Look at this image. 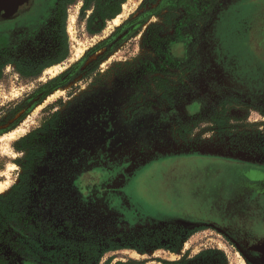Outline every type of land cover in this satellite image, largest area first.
<instances>
[{
    "label": "rangeland",
    "instance_id": "rangeland-1",
    "mask_svg": "<svg viewBox=\"0 0 264 264\" xmlns=\"http://www.w3.org/2000/svg\"><path fill=\"white\" fill-rule=\"evenodd\" d=\"M40 1L0 29V195L51 238L15 264H264V0Z\"/></svg>",
    "mask_w": 264,
    "mask_h": 264
},
{
    "label": "trees",
    "instance_id": "trees-1",
    "mask_svg": "<svg viewBox=\"0 0 264 264\" xmlns=\"http://www.w3.org/2000/svg\"><path fill=\"white\" fill-rule=\"evenodd\" d=\"M60 8L59 10H61ZM64 10H66V8H64ZM62 17L65 24L67 17L65 11ZM58 60H60V58H58ZM17 66L20 77L22 79L28 80H35L38 78L43 69L42 66H36L33 61H29L28 65H25V62L21 61L17 64ZM1 76L2 74H0V81L2 79ZM109 141L112 142V139ZM84 158L86 161H88V166L91 165L92 169L100 168L102 171H104V175L110 173L105 172L106 170L103 167H99L98 161L102 158L100 157L99 153L91 152ZM77 162H80L81 167L78 166L74 171L72 168H69L70 162L66 165L62 161L60 163L61 166L56 167L59 170L65 171V175H68L66 179L69 178L70 180L72 178V181L77 183L78 179L85 173L86 170L84 161L82 162L79 159L73 160V163L76 165L79 164H77ZM66 185L67 183L62 182L59 187L63 188ZM22 190L23 187L16 186L10 196L4 197L0 195V264H15L13 258L19 259L20 257L35 261L37 258L36 251L41 250L44 246V243L51 239L49 234L42 231L40 224L36 223L38 222L37 219L33 218L32 216H28L27 213L22 209ZM9 252L15 257L13 256L10 258L8 256Z\"/></svg>",
    "mask_w": 264,
    "mask_h": 264
},
{
    "label": "flooded vegetation",
    "instance_id": "flooded-vegetation-1",
    "mask_svg": "<svg viewBox=\"0 0 264 264\" xmlns=\"http://www.w3.org/2000/svg\"><path fill=\"white\" fill-rule=\"evenodd\" d=\"M43 5V2H41L40 0H29L27 3H24V5H21L13 13H9L8 11L0 12V29H2L3 26H8L9 24L14 25V27H22L24 21H26L33 14H36L37 11L43 7ZM6 30L7 27L5 28V32ZM259 243H264V233L260 236L258 235L257 237L245 234L244 238L242 239V245L246 248L248 254L252 257L259 258V260L261 261L264 252H258L254 249V247Z\"/></svg>",
    "mask_w": 264,
    "mask_h": 264
},
{
    "label": "water",
    "instance_id": "water-1",
    "mask_svg": "<svg viewBox=\"0 0 264 264\" xmlns=\"http://www.w3.org/2000/svg\"><path fill=\"white\" fill-rule=\"evenodd\" d=\"M29 0H0V12L8 11L9 13H13L17 10L21 5L27 3ZM254 249L258 252H264V243H259ZM261 262H264V254L262 256Z\"/></svg>",
    "mask_w": 264,
    "mask_h": 264
},
{
    "label": "bare ground",
    "instance_id": "bare-ground-1",
    "mask_svg": "<svg viewBox=\"0 0 264 264\" xmlns=\"http://www.w3.org/2000/svg\"><path fill=\"white\" fill-rule=\"evenodd\" d=\"M6 188V185L3 183H0V193H2Z\"/></svg>",
    "mask_w": 264,
    "mask_h": 264
}]
</instances>
